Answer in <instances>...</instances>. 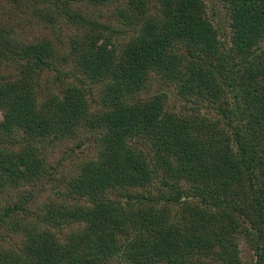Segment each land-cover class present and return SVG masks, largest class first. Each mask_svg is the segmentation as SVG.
<instances>
[{
    "label": "trees",
    "instance_id": "obj_1",
    "mask_svg": "<svg viewBox=\"0 0 264 264\" xmlns=\"http://www.w3.org/2000/svg\"><path fill=\"white\" fill-rule=\"evenodd\" d=\"M219 1L0 0V264H264V0Z\"/></svg>",
    "mask_w": 264,
    "mask_h": 264
},
{
    "label": "rangeland",
    "instance_id": "obj_2",
    "mask_svg": "<svg viewBox=\"0 0 264 264\" xmlns=\"http://www.w3.org/2000/svg\"><path fill=\"white\" fill-rule=\"evenodd\" d=\"M213 8L216 10L217 14H213ZM209 14L212 16V19L214 23L221 27L225 34L227 35V38H230V26H229V15L225 9V7L221 4L219 0H214L213 3L209 4ZM214 15V16H213ZM220 28V30H221ZM160 87V83L158 81H153V83L149 86V90H157ZM168 90L169 94V106L173 109H184L182 108L185 103L183 100L179 97L177 94V91L174 88H165ZM3 119V114L0 111V121ZM93 147H88L86 150H84L85 154H92ZM241 255L247 263H251L253 261V252L249 248V246L246 244V242H243L241 245Z\"/></svg>",
    "mask_w": 264,
    "mask_h": 264
}]
</instances>
